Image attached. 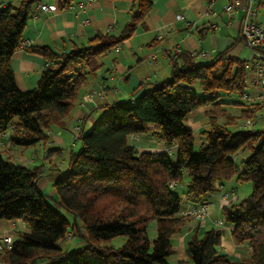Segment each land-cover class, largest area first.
<instances>
[{"label":"trees","instance_id":"1","mask_svg":"<svg viewBox=\"0 0 264 264\" xmlns=\"http://www.w3.org/2000/svg\"><path fill=\"white\" fill-rule=\"evenodd\" d=\"M128 1V19L120 29L98 31L61 52L25 47L45 59L35 86L27 90L17 87L10 59L40 0L0 7V136L10 129L11 148L62 150L48 145L50 131L66 127L81 89L101 67L98 59L131 37L152 9L151 0ZM71 3L58 0L57 8ZM256 51L264 55V43ZM170 62L167 80L142 91L139 85L131 92V97L140 92L133 101L101 107L89 130L78 136V150L69 152L67 168L53 181L52 198L38 186L48 168L23 165L4 156L0 146V220H20L27 227L16 231L9 248L0 249V264H264V100L245 97L248 60L224 50L197 61L178 50ZM203 106L209 109L194 150L187 116ZM143 135L166 150L139 151L131 141ZM183 176L187 181L177 193ZM233 178L252 185L250 194L220 209L231 241L243 248L237 261L221 253L218 229L200 233V222L182 214L187 205L209 204ZM58 208L81 223V243L70 253L60 242L79 228ZM185 231L190 232L186 258L171 261L172 239ZM118 236L125 238L120 246L108 244Z\"/></svg>","mask_w":264,"mask_h":264},{"label":"crops","instance_id":"2","mask_svg":"<svg viewBox=\"0 0 264 264\" xmlns=\"http://www.w3.org/2000/svg\"><path fill=\"white\" fill-rule=\"evenodd\" d=\"M0 1L3 7L17 5L20 0ZM151 1L150 13L139 24L133 35L98 59L101 65L99 71L81 89L80 98L66 122V127L52 128L51 141L48 145L62 149L68 140L73 137L78 138L86 129L89 130L102 113V106L129 99L133 101L140 92L133 97L131 92L139 85L143 84L140 90L142 91L149 89L154 82L167 80L171 75V57L178 50L187 51L197 61L211 60L224 50H228V56L232 58L248 60L245 97L253 101L261 94L262 101L264 100V87L256 85L253 52L241 39L236 41L239 38L245 0ZM233 1L235 6L232 12H226L225 6ZM253 1L256 5V20L264 27V0ZM43 3L55 5L56 11L38 9L37 5ZM38 4L31 11V14L35 13V17L32 18L30 15L23 32L22 43L25 42L26 45L17 48L10 59L16 85L21 90L35 86L45 65L42 55L29 52L25 47L47 46L55 52L71 49L74 43L89 39L98 31L120 29L126 23L128 10L131 7V1L128 0H72L71 5L64 10L57 8L58 0H40ZM162 31V36L158 37L159 32ZM87 92H95L94 101L83 105L81 98ZM97 94H103V99H98ZM208 109V106H203L193 110L187 116V124L195 138L204 127V112ZM4 137L5 134L1 135L0 141L6 154L26 157L25 149H18L19 151L15 152V148H11L4 142ZM75 141L76 139H73L71 145ZM131 142L142 148L139 151L163 152L166 150L162 143L155 141L150 135L136 136V139L133 138ZM33 148L31 159H35L38 155V151L35 147ZM170 150L174 151V148ZM55 167L50 164L44 175L50 173ZM66 168L67 162L61 169L62 172ZM40 180L38 186L45 193L43 190L45 183L40 185ZM227 183L209 202V216L200 223L199 232L202 233L207 228L218 229L222 235L221 253L237 261L242 256L243 248L231 241L229 226L216 223L220 219V209L229 202L235 201L234 195L227 188ZM223 195H226V200L221 198ZM52 197L54 192L50 198ZM17 230L26 231L27 227L20 220H0V236L10 233L14 238ZM172 240L175 254L170 257V260L185 259V248L190 240V232L185 231L173 237ZM39 264H48V261Z\"/></svg>","mask_w":264,"mask_h":264},{"label":"rangeland","instance_id":"3","mask_svg":"<svg viewBox=\"0 0 264 264\" xmlns=\"http://www.w3.org/2000/svg\"><path fill=\"white\" fill-rule=\"evenodd\" d=\"M196 89V88H195ZM92 92H87L85 94L82 95V98L83 97H86V96H89ZM103 95V94H102ZM104 97V95H103ZM81 98V99H82ZM262 98V96H261ZM87 131V129L85 130V132ZM10 133V129H8L4 134H5V137H4V142L7 143V138H8V135ZM71 133V131H70ZM74 136V134H72ZM73 139H76L75 143L71 145V142L73 141ZM136 139V138H134ZM133 140V138H132ZM141 140V139H140ZM8 144V143H7ZM198 145H199V139L196 138L195 139V144H194V150H197L198 148ZM1 146V144H0ZM8 146V145H7ZM80 146V140L79 138L77 137H73L71 140H68L62 147V150L59 152V153H48L46 154V151L45 149L42 148L41 145H36L34 146L36 151H38V155L37 157H35V159H31L30 156H32L31 154L33 153V147H29V148H26L25 149V154L24 156H26L25 158L28 159V160H31L29 162H27L30 166H37V165H43L45 166L46 168H49L50 167V164H53L55 165L56 167L53 168V170H51L50 173H47L45 174L42 179L40 180V185L45 183L44 187H43V190L45 191V193L47 194V196H52V193L54 192V189L52 187V183L53 181L60 176L61 172H62V168L64 167L65 163L67 162L68 160V155H69V151L70 149L72 151H76L78 150ZM137 146V145H135ZM2 149H4V147L1 146ZM19 148H15V152L19 151L18 150ZM137 149L139 150H142L141 147L137 146ZM144 151V150H143ZM13 154V153H12ZM8 155V154H7ZM4 156H6V153L4 152ZM12 159L14 158H19L18 156L15 157V156H11L9 155ZM247 156V153H243L241 155V157H246ZM172 158H174V154H172ZM33 160V161H32ZM239 162V161H238ZM48 171V169H47ZM46 171V172H47ZM45 172V173H46ZM64 172V171H63ZM187 181V178L186 176H183V179H182V183L180 185L177 186L176 188V192L177 193H180L183 189H184V184L186 183ZM39 185V184H38ZM227 188L230 190V192H232V194L234 195V200L235 202H238L239 200H241L242 198H244L245 196H247L248 194L251 193V190H252V185L249 181H246V180H243V181H236L235 178H233L232 180H230L228 183H227ZM227 198H225L226 200ZM53 206L56 207L55 204H53ZM59 209V208H58ZM60 212L62 213V215L65 216V218L69 221L70 224L72 225H77V227L79 228V232L77 231V233H70V237L62 240L60 242V245L62 247L63 250H65L66 252H72L75 250V248H77L79 246V244L81 243V240H82V237L81 235L83 234V231L81 229V223L78 219H75L73 217L72 214H70L69 212H66L64 211L63 209H59ZM210 210V209H209ZM210 212V211H209ZM208 216H209V213H208ZM207 216V217H208ZM206 217V218H207ZM192 218V217H191ZM205 218V219H206ZM193 219V218H192ZM204 219V220H205ZM194 220V219H193ZM218 221L219 219L216 221V223L218 224ZM200 222V221H199ZM201 223V222H200ZM153 234V224L151 223V227H150V235L152 236ZM124 237L123 236H118V237H115L113 238L112 240H110L108 242L109 245H113V246H120L123 242H124ZM40 263V262H39Z\"/></svg>","mask_w":264,"mask_h":264},{"label":"built area","instance_id":"4","mask_svg":"<svg viewBox=\"0 0 264 264\" xmlns=\"http://www.w3.org/2000/svg\"><path fill=\"white\" fill-rule=\"evenodd\" d=\"M211 2L213 0H210ZM235 4L233 2H229L225 6V11L228 13H231ZM0 7H1V1H0ZM38 9L42 11H56V6L52 4H38ZM31 17H35V13L31 14ZM163 34V31L158 34V37H161ZM239 35L243 39V42L247 48H249L253 52L254 56V73L256 77V85L259 87H264V55L260 54L256 51V47L264 43V27L259 25L256 20V5L253 0H245L243 4V17L240 24L239 29ZM22 46H25L26 43H22ZM117 47V46H116ZM206 56V55H204ZM94 95L95 92H92L89 96L83 97L81 104L89 103L90 101H94ZM261 94L257 96L258 99H261ZM98 99H103L102 94H97ZM244 124H251L254 125L255 122H252L250 120H246ZM15 160H18L23 165L28 164L27 162L31 161L26 159L25 157H19L15 158ZM30 163V162H29ZM170 186L174 187L175 183L171 182ZM221 198H226V195L221 196ZM209 213V205L208 204H202L198 206L193 205H187L182 210L183 215H188L192 217L196 221L203 222L204 219L208 216ZM222 223V220L219 219L218 224L220 225ZM15 226L14 224H12ZM12 226V227H13ZM67 237H70V233L67 235ZM13 240V234H4L0 236V249L3 248H9Z\"/></svg>","mask_w":264,"mask_h":264}]
</instances>
